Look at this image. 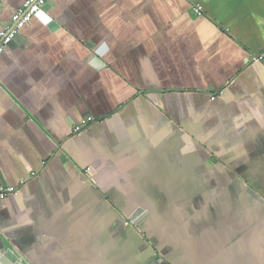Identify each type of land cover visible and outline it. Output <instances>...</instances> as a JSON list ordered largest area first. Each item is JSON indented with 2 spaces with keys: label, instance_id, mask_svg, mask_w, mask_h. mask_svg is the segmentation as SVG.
<instances>
[{
  "label": "crops",
  "instance_id": "crops-1",
  "mask_svg": "<svg viewBox=\"0 0 264 264\" xmlns=\"http://www.w3.org/2000/svg\"><path fill=\"white\" fill-rule=\"evenodd\" d=\"M0 187L32 264H264V0H50L0 58Z\"/></svg>",
  "mask_w": 264,
  "mask_h": 264
},
{
  "label": "built area",
  "instance_id": "built-area-1",
  "mask_svg": "<svg viewBox=\"0 0 264 264\" xmlns=\"http://www.w3.org/2000/svg\"><path fill=\"white\" fill-rule=\"evenodd\" d=\"M49 1L50 0H25L23 5L14 12L11 21L0 30V58L18 33L31 24L33 19L43 11ZM192 11L196 16H204V10L201 5L193 6ZM86 127L87 123L83 122L77 125L74 131L76 134H80ZM89 170L90 169L87 171ZM15 192V189L11 187H0V197L2 198Z\"/></svg>",
  "mask_w": 264,
  "mask_h": 264
},
{
  "label": "water",
  "instance_id": "water-1",
  "mask_svg": "<svg viewBox=\"0 0 264 264\" xmlns=\"http://www.w3.org/2000/svg\"><path fill=\"white\" fill-rule=\"evenodd\" d=\"M142 212V211H139ZM136 213L132 217H130V221L133 224H137L138 220L141 218L139 216L140 213ZM0 264H32L28 258L21 253L15 246L9 245V248H1L0 249ZM161 264H167L166 262Z\"/></svg>",
  "mask_w": 264,
  "mask_h": 264
}]
</instances>
